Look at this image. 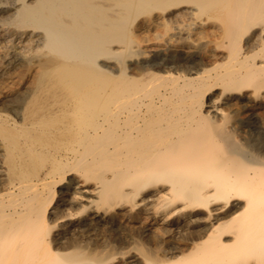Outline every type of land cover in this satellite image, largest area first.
Here are the masks:
<instances>
[{"label": "bare ground", "instance_id": "6f19581e", "mask_svg": "<svg viewBox=\"0 0 264 264\" xmlns=\"http://www.w3.org/2000/svg\"><path fill=\"white\" fill-rule=\"evenodd\" d=\"M0 264H264V0H0Z\"/></svg>", "mask_w": 264, "mask_h": 264}]
</instances>
